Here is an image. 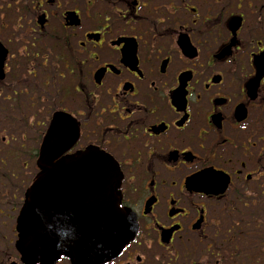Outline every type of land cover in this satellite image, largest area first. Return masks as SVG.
<instances>
[{
    "label": "flooded vegetation",
    "instance_id": "1",
    "mask_svg": "<svg viewBox=\"0 0 264 264\" xmlns=\"http://www.w3.org/2000/svg\"><path fill=\"white\" fill-rule=\"evenodd\" d=\"M0 40L28 86L44 69L45 131L69 112L70 152L119 165L138 231L103 264L232 259L264 202V0H0Z\"/></svg>",
    "mask_w": 264,
    "mask_h": 264
},
{
    "label": "water",
    "instance_id": "2",
    "mask_svg": "<svg viewBox=\"0 0 264 264\" xmlns=\"http://www.w3.org/2000/svg\"><path fill=\"white\" fill-rule=\"evenodd\" d=\"M7 55L0 42V80ZM79 133L71 114L55 113L17 218L24 264H55L61 256L72 264H100L136 235L135 216L120 207L122 173L111 155L95 146L65 154Z\"/></svg>",
    "mask_w": 264,
    "mask_h": 264
},
{
    "label": "rangeland",
    "instance_id": "3",
    "mask_svg": "<svg viewBox=\"0 0 264 264\" xmlns=\"http://www.w3.org/2000/svg\"><path fill=\"white\" fill-rule=\"evenodd\" d=\"M43 71L44 69L39 70L35 87L27 84L26 89L28 92H18L16 96L18 97L17 105L14 104V101L11 105L0 102V200H4L3 197L7 194L9 196V203L0 204V210L2 209L4 212L0 213V249H6L7 246H10L13 250L10 255L14 258L16 252L12 245L16 239L13 233L15 216L10 211L18 204L19 197H22L20 189L30 183L36 172V157L29 154V152L34 153L39 148L46 128L45 123H47L46 108L48 103L45 101L43 93L48 89L44 87ZM20 76L21 73L13 74L12 72L6 82L14 83L20 79ZM15 87L22 89L20 85H15ZM29 93L35 95V101L29 99ZM0 94L4 97L6 92L1 91ZM39 96L42 98L38 99ZM14 115L17 117L16 121ZM3 136L6 139L2 142ZM20 143L25 146L23 150L19 147ZM1 159L3 160L2 163ZM25 163L28 165H24ZM12 172L16 173V178H12ZM10 187H12L13 193L16 194V198L10 197Z\"/></svg>",
    "mask_w": 264,
    "mask_h": 264
},
{
    "label": "trees",
    "instance_id": "4",
    "mask_svg": "<svg viewBox=\"0 0 264 264\" xmlns=\"http://www.w3.org/2000/svg\"><path fill=\"white\" fill-rule=\"evenodd\" d=\"M244 227L247 228L246 223ZM261 228V231L246 232L243 264H264V226L262 224Z\"/></svg>",
    "mask_w": 264,
    "mask_h": 264
}]
</instances>
